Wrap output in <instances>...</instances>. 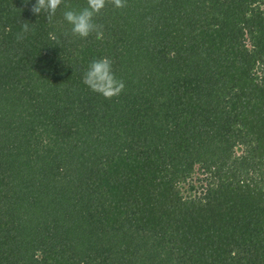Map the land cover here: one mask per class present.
Here are the masks:
<instances>
[{"label": "trees", "instance_id": "1", "mask_svg": "<svg viewBox=\"0 0 264 264\" xmlns=\"http://www.w3.org/2000/svg\"><path fill=\"white\" fill-rule=\"evenodd\" d=\"M35 3L0 0V264H264V0L109 2L100 39Z\"/></svg>", "mask_w": 264, "mask_h": 264}, {"label": "clouds", "instance_id": "2", "mask_svg": "<svg viewBox=\"0 0 264 264\" xmlns=\"http://www.w3.org/2000/svg\"><path fill=\"white\" fill-rule=\"evenodd\" d=\"M112 3L116 8L126 7V0H87V7L77 11L71 8L67 0H36L32 6V12L40 15L44 14L47 21L51 24L53 17L63 5V18L71 27V34L80 38H88L95 33L97 39L103 37L102 25L95 23L97 17L108 3ZM28 3V0H25ZM22 29L26 33L29 31L27 22L22 24ZM18 35L17 39H22ZM83 82L94 92L101 94L106 99H112L122 93L125 84L122 80L117 79L112 69V61L104 57L94 59L88 70L85 72ZM40 253H37L39 255Z\"/></svg>", "mask_w": 264, "mask_h": 264}]
</instances>
